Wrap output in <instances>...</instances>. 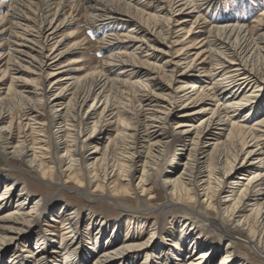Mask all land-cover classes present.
Segmentation results:
<instances>
[{
    "label": "bare ground",
    "instance_id": "6f19581e",
    "mask_svg": "<svg viewBox=\"0 0 264 264\" xmlns=\"http://www.w3.org/2000/svg\"><path fill=\"white\" fill-rule=\"evenodd\" d=\"M37 1L36 13L21 0H10L6 11L0 2L6 12L0 37L7 35L0 39V60L6 59L0 68V155L7 162L0 170V264H85L91 258L92 264H212L221 248L215 264H264V9L249 24L212 18L205 21L207 37L189 41L199 20L222 0ZM68 7L100 36L103 70L77 76L82 69L73 64L80 61L64 62L88 43L79 38L60 49L74 36L64 35L72 24ZM176 28L179 38L172 40ZM120 87L133 91L135 107H114L112 94ZM177 103L178 120L171 112ZM258 114L263 116L253 120ZM52 118L59 123L47 147L44 128ZM172 123L177 159L170 172L157 176L167 208L160 223L138 217L148 210L144 205L124 211L136 217L120 219L125 214L115 212L111 219L89 211L81 217L61 203L50 208V219L42 214V198L31 199L20 179L11 180L8 164L18 161L51 184L56 171L61 190L120 211L135 191L156 202L162 196L151 181L169 147ZM107 131L115 136L101 152L98 143ZM80 150L87 152L83 159ZM137 167L142 173L133 187ZM12 199V210L3 212ZM84 218L85 233L96 236L78 255ZM60 221L57 243L48 236ZM166 225L169 231L162 232Z\"/></svg>",
    "mask_w": 264,
    "mask_h": 264
},
{
    "label": "rangeland",
    "instance_id": "374dc122",
    "mask_svg": "<svg viewBox=\"0 0 264 264\" xmlns=\"http://www.w3.org/2000/svg\"><path fill=\"white\" fill-rule=\"evenodd\" d=\"M23 3H25L27 6H29L31 12L36 13L39 9V3L37 0H21ZM0 2H2L4 4V8L2 10L6 11V8L8 7L10 0H0ZM147 2H143V4H145L144 6H146ZM142 4V5H143ZM148 5V4H147ZM148 11L147 12H152L155 8L153 5H149L147 6ZM264 9V0H222L221 2L218 3L217 5V9L215 10V7L210 10L209 12H207L205 15L206 17L203 19L199 20V25L193 28V31L191 32V34L189 35V41H198L199 39H204L207 37V28H204V26L206 25V23H208L210 21V19L218 17L220 19L219 22H233V23H239L240 22L244 23V24H249L251 23V21L258 19L260 13H262L261 11ZM70 11V12H69ZM73 14H72V13ZM6 12H0V16L4 15ZM67 14H68V19L69 22L72 23L67 29H65L64 31V35L66 36L69 32H71L74 36L70 37V38H64V40H62V42H60V44H62L60 46L61 50H66L69 45L71 44V42L75 41L76 39H84V38H88V43H86L85 45L81 46L79 49L74 48L73 52L71 54H67V56L63 59L65 63H69L71 60L76 59L79 60L80 62L73 64L74 67L76 68H81L82 70L77 72V76H85V74H90L96 71H100L103 70V66H102V60H103V56H104V52H102V50L98 47L99 45H97V41L99 39L100 36H98L97 34H94V32L91 30V27L89 26V24L86 22L85 18L81 15L82 13H74V11H72V9H70L69 7L67 8ZM76 15V16H75ZM78 15V16H77ZM72 18L73 21L71 20ZM80 18V19H79ZM83 18V19H82ZM229 19V21H228ZM71 20V21H70ZM76 20L78 22H76ZM231 20V21H230ZM206 21V23H205ZM76 22V23H75ZM75 23V24H74ZM88 24V25H87ZM199 27V28H198ZM4 27H1V29H3ZM202 28V29H201ZM178 29H174L172 30V40H174L175 38L178 39ZM255 36H257V34L259 32L255 31ZM195 33V34H194ZM81 34V35H80ZM80 35V36H79ZM79 36V37H78ZM61 36L57 37V39H59ZM7 35L0 37V39H2L3 41L6 40ZM91 45V46H89ZM207 46H204V49ZM203 49V50H204ZM5 52V48L0 49V55L3 54ZM4 58V57H3ZM1 59L0 60V68H4L6 67L5 61L6 59ZM155 61V60H153ZM152 61V62H153ZM158 64V63H157ZM208 67V66H207ZM84 68V69H83ZM4 81H6V86L10 83V79L9 77H5ZM198 83L200 85H204L202 78L200 79V81H198ZM120 87V89H116L114 90L113 94H112V99L111 101L113 102L114 107L117 108V110H122L123 109V105L127 104V105H131V106H136V101L133 98V91L130 88H123ZM131 93V94H130ZM132 101V102H131ZM133 104V105H132ZM181 103H177L173 106V108L171 109L172 114L174 115L175 119L178 120L177 115L179 114L176 109H178L180 107ZM11 106V105H10ZM10 106H8L9 108H11ZM16 109H14L13 107V115H10V117H14V121H16L15 116H16ZM264 115V112H263ZM261 114L256 115L253 120H257L259 117L263 116ZM240 116H243V114H240ZM59 120L58 118H52L50 124L48 122H46V126L44 128V135H45V141H46V145L47 147H50L52 145V138H51V134L52 132L57 129ZM64 125V123H63ZM0 126H2V124H0ZM65 126V125H64ZM220 126H214V130H212L213 132H215V129H218ZM66 128V127H64ZM174 128H175V124H170L167 128H166V132L168 133L169 136V147L165 150V152L162 154L161 158L158 159V164L157 166L154 168V176L152 178L151 181V185L155 187V189L158 191V194H160L162 197L156 201V202H150L147 199L149 197L147 196H141V193L139 191H135V195L132 197H128V202L127 203H123V211L117 210L115 206H113L110 202H93L89 199H86L85 197H82L79 194L73 193V192H68V191H64L61 190V188H59L57 186V184L59 183V177H58V173L55 171L53 172L52 175V182L54 184L48 183V180H44L41 179L40 176L37 175H33L30 174L27 170L26 167L23 166L20 162H14V163H10L8 164L9 167L8 169H10V173H12V178L11 180L14 179H20L22 181V184H24V186L26 187V191L31 195V199L34 200H38L39 198H42V200L44 201V206H42L41 211L42 214L45 213V215L48 216V218L51 219V217H49V212L50 208L54 209L56 207H58L61 203L66 204L68 206L67 210H71L72 211H78V215L83 217V215L85 214L84 211H89L91 213H93L95 216H99V215H104L107 218H113V213L115 212H121V214L123 215V213L125 214V210H141L139 209L141 206H147L148 210H145L140 216H138V214L135 213H131L129 211H126V214L124 216H121L120 219L127 217V215H134L135 217H141V218H145V220L147 221L148 224L151 223H160L161 219L160 216H162L160 214L161 210L163 211V213H165V211H167V208H165L166 206V201H165V195L161 190V180L157 177L160 174L165 173L166 171H169L173 168L174 166V162L177 159V156L174 155V151L178 149L177 147V139L174 135ZM223 128V127H222ZM14 141L15 143L19 140L17 138V131L14 130ZM223 130H218V133H222ZM30 130H28V128L24 129V134H26L27 137V141H31V137H30ZM47 133V134H46ZM16 136V137H15ZM115 136L114 132H109L107 131L106 133H104L103 135V139L102 141H100L98 144V149L102 152L105 149V146L107 145V141L110 138H113ZM21 140V139H20ZM121 146L122 144L119 143L117 147ZM87 152H83L82 150L79 151V156L80 158H84L86 157ZM146 155V151H143L141 153V162H144V157ZM174 155V156H173ZM119 156H117L118 158ZM176 157V158H175ZM9 158V157H8ZM239 162H236L234 166L239 165ZM47 165V166H46ZM7 162L6 159L0 155V170L7 168ZM44 166L48 167L50 166V164L47 162L46 164H44ZM257 166V165H256ZM179 169V168H178ZM142 173V168L137 167L136 172L134 174V179L132 182L133 187L137 184L138 182V178ZM116 178L114 176L113 181H115ZM9 182H7L8 184ZM57 183V184H56ZM118 183V182H116ZM120 185V183H119ZM92 186V185H91ZM88 187V192H91L93 190V188L95 187L94 185L91 187ZM22 186L18 185L16 188V192L18 190H20ZM15 195V194H14ZM136 199V200H135ZM14 206L13 204V199L10 201V204H8L6 206V210L3 209L5 211H9L12 210V207ZM49 208V209H48ZM44 209H46V211H44ZM44 211V212H43ZM169 216L166 214V217ZM168 220V219H167ZM86 219L84 218L83 220H80V228L83 230L82 233L84 232V236L82 234L83 237H79V245L81 247L80 251L77 253L78 255H83V253L86 252V248L87 244H90L91 246L93 245V240L94 237L96 236V232L93 230L92 232H90L89 234L85 233L88 232L87 231V226H86ZM164 225V224H163ZM55 228L53 229V234H50V236H48V238H52L53 240H55L57 243H59L60 241V234H61V230L59 228L63 227V223L62 221L55 223ZM85 227V228H84ZM161 227V225H159V228ZM166 227H167V231H169V225L164 226V228L162 229V232L166 231ZM147 231V228H146ZM120 230L119 231V236L121 237V234H124V232ZM86 234V235H85ZM94 235V237H93ZM32 248H35L36 245L33 244V241L36 242V240L34 239V237L32 238ZM157 241H161L162 237L158 236L156 238ZM238 245L244 246V243L242 241H240L239 239L236 240ZM34 242V243H35ZM226 241H222L221 242V247L226 245ZM116 245V244H115ZM222 249V248H221ZM218 254V256L214 259L212 264H215L217 260H219L222 256H223V249L221 250ZM57 251V250H56ZM222 255V256H221ZM56 258L58 260V263L62 260V256L60 257V255L56 254ZM92 259V258H91ZM89 259L85 264H92V262L94 261V259ZM264 262V260H261ZM262 262H259V264ZM8 264V263H6ZM25 264H30V262H27Z\"/></svg>",
    "mask_w": 264,
    "mask_h": 264
}]
</instances>
